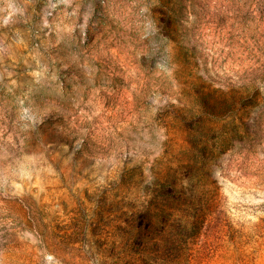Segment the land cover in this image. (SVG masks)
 <instances>
[{
  "label": "rangeland",
  "instance_id": "1",
  "mask_svg": "<svg viewBox=\"0 0 264 264\" xmlns=\"http://www.w3.org/2000/svg\"><path fill=\"white\" fill-rule=\"evenodd\" d=\"M0 264H264V0H0Z\"/></svg>",
  "mask_w": 264,
  "mask_h": 264
}]
</instances>
